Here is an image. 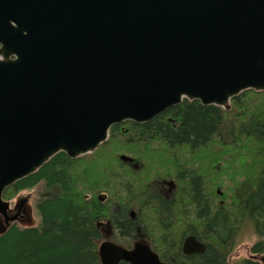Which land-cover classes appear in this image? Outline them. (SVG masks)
<instances>
[{
	"label": "water",
	"instance_id": "water-1",
	"mask_svg": "<svg viewBox=\"0 0 264 264\" xmlns=\"http://www.w3.org/2000/svg\"><path fill=\"white\" fill-rule=\"evenodd\" d=\"M0 46V235L19 217L4 191L56 154L93 153L112 126L183 100L228 109L264 92V0H0ZM98 255L164 264L140 242Z\"/></svg>",
	"mask_w": 264,
	"mask_h": 264
},
{
	"label": "trees",
	"instance_id": "trees-1",
	"mask_svg": "<svg viewBox=\"0 0 264 264\" xmlns=\"http://www.w3.org/2000/svg\"><path fill=\"white\" fill-rule=\"evenodd\" d=\"M224 177H242L232 198L224 193ZM171 179L177 192L165 198L157 182ZM38 186L44 191L35 204L39 224H12L0 235V264H100L97 247L106 231L109 240L129 245L144 234L143 214L170 264H228L244 219L259 238L250 253L264 259V93L244 91L228 111L183 100L150 122L114 125L93 154L69 159L58 153L3 199L12 202ZM187 235L206 251L183 257L179 246Z\"/></svg>",
	"mask_w": 264,
	"mask_h": 264
},
{
	"label": "rangeland",
	"instance_id": "rangeland-1",
	"mask_svg": "<svg viewBox=\"0 0 264 264\" xmlns=\"http://www.w3.org/2000/svg\"><path fill=\"white\" fill-rule=\"evenodd\" d=\"M219 149L220 148H217V150H219ZM228 154L229 153H227V155ZM220 165H222V164H220ZM222 166L224 168H226L225 171L231 170V164L230 163H229V165L226 164V165H222ZM208 170L209 169H207L205 171L204 168H202V172L205 175L206 174L209 175L210 178H211V175L208 173ZM241 172L246 177H250V175H251V172H248L245 169H242ZM144 176L147 177L146 174ZM241 178L240 177H235V179L232 180V181L229 178H227V177L223 178V187H224L223 190H224V193L227 196H229L230 198H232V196H233V192L231 193V190L234 188V182L240 181ZM216 187L220 188L218 186H216ZM217 190H219V189H217ZM43 194H44V191L42 190V188L40 186L35 188V190L26 191V192H23L22 194H19L20 198H24V197L30 196L28 208H29V212H30L32 221H34V218L36 217L34 211L32 210V202L35 201V200L37 201L40 197H42L41 195H43ZM16 198H18V197L17 196L14 197V200ZM27 225H30V224H27ZM242 227L243 228L239 231V235H238V238H237L236 246L233 249L232 254L228 258V261H227L228 264H238L240 261H242L244 259H249L250 255H251L250 248H251V246L253 244H255L258 241V238L255 235L254 230H253V225H251V224H243ZM121 243H122V245H128L124 241H121Z\"/></svg>",
	"mask_w": 264,
	"mask_h": 264
},
{
	"label": "flooded vegetation",
	"instance_id": "flooded-vegetation-1",
	"mask_svg": "<svg viewBox=\"0 0 264 264\" xmlns=\"http://www.w3.org/2000/svg\"><path fill=\"white\" fill-rule=\"evenodd\" d=\"M0 49H1V46H0ZM143 149V148H142ZM144 172H145V170H144V159H143V168H142V179L144 180ZM157 184L162 188V192H161V194L163 195V197H167V198H169L170 196H172V195H174V192L176 191L177 192V188H178V185H176L175 184V182H174V180L173 179H171V180H168V181H161V182H157ZM37 188V187H36ZM32 190H35V188L34 189H32ZM31 190V191H32ZM218 194V193H217ZM219 195V197L221 198V200L223 201V198L225 197V196H223L222 194H218ZM96 199L98 200V201H100L101 200V196H100V194H97V196H96ZM36 201V200H35ZM35 201H33L32 202V210L34 211V213H35V215H36V211H35V204H36V202ZM23 207V206H22ZM143 213H144V210H143ZM136 215H137V212H136V210H134V214L131 216V214L129 215V220H131V221H133L134 220V218L136 217ZM146 217H147V215L145 216V214H143V220H144V234L142 233L141 234V236L138 238V240H135L133 243H129V245L127 246V249H131L132 248V246H133V244L135 243V242H141V243H143V244H146V245H148L149 247H150V249L153 251V252H155L158 256H159V259L161 260V261H163L164 263H166V264H170V262L168 263L167 261H165V260H163V256H162V251H164L163 250V248L162 247H160V246H158V244H157V242H156V239L155 238H151L150 236H149V232H148V230L146 229V227H145V225H146ZM38 224H39V218H38V216L36 215V217L34 218V221H33V227L32 228H35V227H37L38 226ZM97 224H99L100 226H102V227H108V225L106 224H101V222L100 221H98L97 220ZM243 224H251L249 221H246L245 219L242 221V223H241V225L238 227V230H237V235H236V238H235V241H236V243H237V238H238V235H239V231L243 228L242 226H243ZM252 225V224H251ZM253 230H254V228H253ZM255 233V232H254ZM256 235V234H255ZM189 236H193V235H187V236H185V237H183L182 238V240H181V242H180V251H181V255L183 256V257H189V256H192V255H200V254H203L205 251H206V245L205 244H203L201 241H199L196 237H194L195 238V241L197 242V243H200V244H202L203 246H204V250H203V252L202 253H193V254H190V255H188V256H184L183 254H182V246H183V244H184V241H185V239L187 238V237H189ZM257 236V235H256ZM104 240H109V234L107 233V231H106V236H104V239H102V240H100V243L102 242V241H104ZM259 241V240H258ZM257 243V242H256ZM99 245V244H98ZM254 245V244H253ZM252 245V246H253ZM251 246V247H252ZM251 249V248H250ZM171 254H173V253H169V255H171ZM258 257H259V255L258 254H251L250 255V257H249V261H251V262H253V263H255V264H260L259 263V259H258ZM229 258V257H228ZM227 261H228V259H227ZM120 264H122V263H120ZM125 264V263H124Z\"/></svg>",
	"mask_w": 264,
	"mask_h": 264
}]
</instances>
